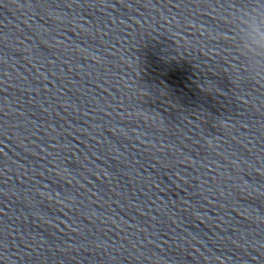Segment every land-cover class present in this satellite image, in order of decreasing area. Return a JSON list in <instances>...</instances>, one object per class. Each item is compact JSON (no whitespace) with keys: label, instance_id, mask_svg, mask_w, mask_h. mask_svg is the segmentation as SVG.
<instances>
[{"label":"clouds","instance_id":"clouds-1","mask_svg":"<svg viewBox=\"0 0 264 264\" xmlns=\"http://www.w3.org/2000/svg\"><path fill=\"white\" fill-rule=\"evenodd\" d=\"M259 13H256L255 16H250V23L248 25L250 29V37L252 41V45L255 46L258 50L264 51V27L258 22L257 17ZM256 68H253V72L255 73Z\"/></svg>","mask_w":264,"mask_h":264}]
</instances>
